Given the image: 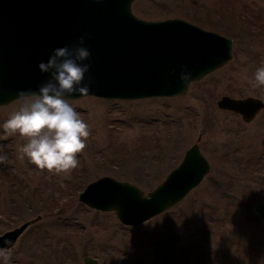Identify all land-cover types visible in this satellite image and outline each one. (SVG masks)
<instances>
[{"label": "rangeland", "instance_id": "obj_1", "mask_svg": "<svg viewBox=\"0 0 264 264\" xmlns=\"http://www.w3.org/2000/svg\"><path fill=\"white\" fill-rule=\"evenodd\" d=\"M132 11L145 20L179 17L207 30L216 23L219 33L233 40V57L191 82L184 95L69 100L91 136L78 154L79 167L68 176L19 159L18 149L26 141L2 128L18 99L0 106V148L10 161L0 165V234L40 216L8 250L9 264H83L84 253L99 264H184L182 258L186 264H264V227L253 210L264 200L256 199L258 191L264 193V173H255L256 159L264 158V109L245 123L238 114L216 107L225 94L264 101V87L249 84L264 66V0H134ZM198 135L210 170L166 212L124 226L113 212L78 201L79 192L101 176L129 181L146 194L181 161ZM245 165L254 166L245 170ZM27 201L30 207L17 213L12 206L3 208ZM229 212L238 218L230 219ZM146 250L149 257L143 255ZM197 251L202 256L198 262Z\"/></svg>", "mask_w": 264, "mask_h": 264}, {"label": "water", "instance_id": "obj_2", "mask_svg": "<svg viewBox=\"0 0 264 264\" xmlns=\"http://www.w3.org/2000/svg\"><path fill=\"white\" fill-rule=\"evenodd\" d=\"M134 0H0V106L17 99L20 91H38L49 77L39 63L52 51L70 46L87 33L91 78L87 95L110 100L184 95L191 82L221 68L233 57V40L179 17L145 20L132 11ZM191 82L180 80L182 66ZM219 110L251 122L264 109L254 96L222 95ZM201 135L164 180L146 194L137 185L101 176L89 182L78 201L91 209L113 212L126 226H137L179 203L210 170L199 148ZM254 212L264 227V200ZM40 216L0 234V249L10 250L19 236ZM10 241L11 243H7ZM149 257V251L143 253ZM83 264H99L87 253Z\"/></svg>", "mask_w": 264, "mask_h": 264}, {"label": "clouds", "instance_id": "obj_3", "mask_svg": "<svg viewBox=\"0 0 264 264\" xmlns=\"http://www.w3.org/2000/svg\"><path fill=\"white\" fill-rule=\"evenodd\" d=\"M86 37L87 33L70 46L54 49L47 62L39 63L40 71L49 78L38 91H20L17 109L2 125L6 135L18 134L26 141L18 149L19 159L27 158L52 175H71L79 167L78 154L86 149L91 136L89 125L67 98L74 93L87 95L90 90L91 78L86 81V75L91 64L85 61L91 60V52L85 46ZM191 76L187 66H182L181 82L189 84ZM249 84L264 87V66L256 69ZM8 163V156L0 148V165ZM0 258L9 264L10 252L0 249Z\"/></svg>", "mask_w": 264, "mask_h": 264}, {"label": "trees", "instance_id": "obj_4", "mask_svg": "<svg viewBox=\"0 0 264 264\" xmlns=\"http://www.w3.org/2000/svg\"><path fill=\"white\" fill-rule=\"evenodd\" d=\"M225 8H223V9H225ZM142 14L147 16V14H145V13H142ZM194 21L197 22V23L198 22L200 23V20L197 19V18L194 19ZM201 24L203 25V23H201ZM209 28L211 30H215V31H218V32L220 31L221 32L220 27L216 23H213L212 25H209ZM253 166L254 165H245V170H250ZM255 169H256L255 170L256 174L264 173V158L262 156H258V158L256 159V167H255ZM245 170L242 169L241 173L245 174ZM251 198H253V194H251ZM260 198L264 199V193L258 191L256 193V199H260ZM35 199L38 200V201H42L40 197H37ZM10 203L11 204H4L3 208H8L9 206H12V208H11L13 210L12 213H17L19 211V209H21V208L25 209L26 207H30L29 201L24 202V203H20V204H15V202H10ZM242 205H243V201L240 202L241 208L243 207ZM2 212L4 213V211H2ZM0 214H2L1 210H0ZM211 214H213L212 216H215L214 215V211ZM228 216H229L230 219H234V220H236L238 218V214L235 213V212H231V213L229 212ZM9 218H10V222L12 223L13 222V217L10 216ZM211 219H214V218H211ZM221 223H222L221 221L217 220V224H221ZM0 226H1V223H0ZM41 238H42V241H43L44 240L43 234L41 235ZM196 256H195L196 257L195 260L198 262L202 258V256L199 255V254H196ZM182 261L184 262V264L188 263V261L186 259H184V258H182ZM25 264H31V263L30 262H26Z\"/></svg>", "mask_w": 264, "mask_h": 264}, {"label": "flooded vegetation", "instance_id": "obj_5", "mask_svg": "<svg viewBox=\"0 0 264 264\" xmlns=\"http://www.w3.org/2000/svg\"><path fill=\"white\" fill-rule=\"evenodd\" d=\"M99 211H100V210H99ZM103 212H104V211H103ZM165 212H166V211H165ZM163 213H164V212H163ZM161 214H162V213H161ZM120 224H122V223H120ZM122 225H124V224H122ZM124 226H125V225H124ZM196 254H199V255H200L201 253L197 251ZM82 263H83V262H82Z\"/></svg>", "mask_w": 264, "mask_h": 264}]
</instances>
